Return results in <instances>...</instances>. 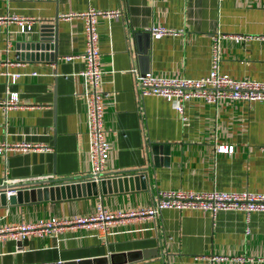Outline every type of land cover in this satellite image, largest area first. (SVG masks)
Here are the masks:
<instances>
[{
  "label": "crops",
  "instance_id": "0c3cea01",
  "mask_svg": "<svg viewBox=\"0 0 264 264\" xmlns=\"http://www.w3.org/2000/svg\"><path fill=\"white\" fill-rule=\"evenodd\" d=\"M88 9L121 11L96 17L94 24L100 87L109 93L102 117L108 152L97 181L86 180L84 99L77 74L84 63L80 57L63 58L83 51L82 20L60 18ZM5 14L28 17L32 25L20 32L8 22L0 30V61L10 62L0 71L19 74L12 83L0 74V142L45 148L8 151L0 158V186L4 178L7 185L77 180L94 183L97 193L6 203L0 205V225L89 215L98 204L128 212L148 207L157 190L264 192V101L222 99L211 105L190 99L182 121L163 98L136 97L127 71L135 66L160 76H203L211 35L219 33V71L264 81V0H0V16ZM54 19V58L20 59L18 45L37 41L40 25ZM152 26L180 32L157 39L142 34ZM137 31L141 34L134 39ZM143 48L146 56L138 59ZM6 92L17 93V105H4ZM154 143L168 146L167 165H153L149 146ZM220 145H231L232 152H217ZM139 172L146 176L145 189L136 190L132 180V190L129 185L123 190L120 182L121 191L116 183V191L101 193V180ZM212 257L223 259L211 262ZM237 257L252 259L242 264H264V212L212 216L162 209L154 219H118L105 232L72 226L52 236L0 239V264H239Z\"/></svg>",
  "mask_w": 264,
  "mask_h": 264
},
{
  "label": "built area",
  "instance_id": "2783aa9c",
  "mask_svg": "<svg viewBox=\"0 0 264 264\" xmlns=\"http://www.w3.org/2000/svg\"><path fill=\"white\" fill-rule=\"evenodd\" d=\"M121 15L120 10L95 11L88 9L80 14L61 15L60 18L77 17L82 20V31L84 35V48L79 55H67L63 58L71 60L80 57L83 60L84 68L77 74L82 80L81 95L84 99V113L87 139V159L89 163L88 177L86 180L97 181L101 179L100 173L103 170L107 158L108 144L102 129V117L105 100L109 93L101 89L102 70L100 68V54L97 47V33L95 31V18H112ZM14 22L20 32H28L32 25V19L19 17L14 14L0 16V30L4 24ZM152 38H160L164 35L178 34L180 30L166 27L152 26L147 29ZM219 33L211 35L210 54L208 71L205 75L190 77H173L154 75L150 71L141 72L137 67L128 68L132 75L135 95L138 98L144 96H158L170 102L175 112L182 121L186 120L184 104L190 99L202 101L215 105L219 100L230 101H264V81L250 79H234L219 71ZM249 37H236L235 40ZM52 43V42H50ZM264 45V37H262ZM10 62L5 59L0 61V66H6ZM0 74L9 79L12 83L18 73H9L5 70ZM6 107L17 105V93L6 92L3 100ZM27 143L9 144L0 142V158L5 159L6 153L11 150H32L44 149ZM231 145H220L216 148L220 153H231ZM122 175V174H121ZM118 175V176H121ZM85 180V179H84ZM3 184L7 185L6 178ZM17 183L14 186H19ZM18 187L4 189L8 197L15 194ZM162 209H192L208 211L214 216L219 211H242L264 212V192L251 191H224L212 189L209 191L191 190H157L152 203L148 207L131 210L128 212H115L104 209L100 204L96 210L89 215L73 216L69 219H59L55 216L39 218L32 223H16L0 225V239L10 237L13 239L25 238L28 234L38 237L44 235H55L64 227L80 226L85 229L95 228L105 232L109 225L121 218L145 217L154 219ZM223 257H212L210 261H219ZM239 264L243 261H251L248 257L235 258Z\"/></svg>",
  "mask_w": 264,
  "mask_h": 264
},
{
  "label": "water",
  "instance_id": "95a60500",
  "mask_svg": "<svg viewBox=\"0 0 264 264\" xmlns=\"http://www.w3.org/2000/svg\"><path fill=\"white\" fill-rule=\"evenodd\" d=\"M54 22L53 23H42L39 29V35L37 41H25L18 45V48L22 51V55H20V59H49L52 60L55 56L54 54V45H55V34H54ZM141 32H134L133 37L136 39ZM143 35H149L148 32H143ZM52 42V43H50ZM30 51V52H29ZM49 51V52H48ZM51 51V52H50ZM138 59L144 58L146 56V49H142L138 51ZM145 68L141 69V72H145ZM168 146L167 145H158L151 144L149 146V153L154 166H157L160 162L163 165H167L168 163ZM161 156V157H160ZM135 182V189H145L146 188V176L144 173L139 172L135 174L133 177L125 178V177H114L112 179L101 180L99 182V188L101 193L103 194L107 189V192L116 191L114 185L117 183V190L120 189V182L123 184V190H127V186L129 185V189L132 190L131 181ZM139 180V183H138ZM56 182V181H55ZM81 181H60L58 183H41L40 181L31 182V183H20L19 186L14 185H1L0 186V205L14 204V203H27L29 201H39L41 199H59V198H74L80 196H90L95 195L97 193L96 185L94 183L81 182ZM49 184H54L48 186ZM12 187H18L15 194L9 195L7 198L3 192L4 189H9ZM25 239H23V242ZM142 256H145V253L142 252ZM103 264H108L107 260Z\"/></svg>",
  "mask_w": 264,
  "mask_h": 264
}]
</instances>
